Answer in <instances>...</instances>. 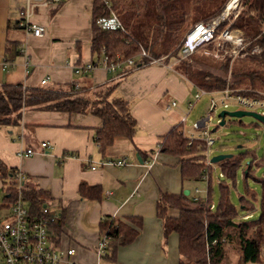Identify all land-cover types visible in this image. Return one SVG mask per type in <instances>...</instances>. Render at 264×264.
I'll return each mask as SVG.
<instances>
[{"label": "crops", "instance_id": "obj_1", "mask_svg": "<svg viewBox=\"0 0 264 264\" xmlns=\"http://www.w3.org/2000/svg\"><path fill=\"white\" fill-rule=\"evenodd\" d=\"M27 3L0 0V86L21 84L29 90L67 93L75 85L89 95L110 88L111 99L129 103L136 134L132 140L118 138L102 154L96 142L102 126L98 117L28 107L16 125L0 126V160L25 174L26 189L47 192L50 213L64 219L62 235L54 246L59 252L74 249L75 253L61 264H179V237L176 233L165 236L157 202L163 193L193 192L182 178L179 159L158 150L164 137L188 115L187 104L197 89L176 71L177 60L141 68L128 76H121L122 71L109 73L103 66L89 75H76V67L103 60V52L98 57L92 48L93 0H61L36 7L33 20L45 28L39 38L28 37L18 27L19 12ZM46 78L49 82L42 85ZM174 101L177 107L168 110ZM189 117L190 122L195 121ZM42 142L51 144L44 153ZM31 148L37 153L20 155ZM139 153L147 159L142 160ZM67 155L70 157L65 158ZM121 159L128 165H102ZM8 183L0 178V191ZM82 183L100 185L104 198H82ZM168 214L179 216L173 209ZM129 216L143 220L136 240L119 247L115 260L100 258L96 248L104 236L102 220L125 221ZM0 261L2 264L1 257Z\"/></svg>", "mask_w": 264, "mask_h": 264}, {"label": "trees", "instance_id": "obj_2", "mask_svg": "<svg viewBox=\"0 0 264 264\" xmlns=\"http://www.w3.org/2000/svg\"><path fill=\"white\" fill-rule=\"evenodd\" d=\"M93 0V52L100 57L105 50L110 62H117L118 56L124 60L139 61L142 51L151 58L167 57L166 61L177 60L175 69L196 89L207 92H220L227 88L253 98H264V54L231 59L226 57L217 62L215 69L230 81L208 71H200L179 59V45L188 30L201 21L217 15L228 0ZM249 11L257 17L243 13L234 23L250 40L260 35L258 18H264V0H249ZM115 13L124 25V31H103L97 27V20ZM264 46V38L252 42ZM214 49V45H209ZM199 50L191 58L202 56ZM203 57V56H202ZM148 62V59H143ZM197 62H201L198 59ZM130 74V73H129ZM129 74H126L128 76ZM112 90L107 88L89 95L85 90L70 87V92L25 89L23 85L0 86V126L16 125L21 113L28 107H44L48 110L70 114H92L102 121L97 130L96 142L99 152L105 154L118 138L132 140L136 134V121L131 116L129 103L122 98H110ZM89 95V96H88ZM16 116V117H15ZM160 153L178 158L184 182L206 181L207 192L186 195L163 193L157 202V216L163 220L166 237L176 233L179 237V264H264V177L258 180L261 185L260 217L248 221L251 215L238 220L241 211L254 210L255 194L248 191L241 197V208L231 200V190L221 182L219 204L214 207L212 191L213 166L206 164V146L201 141L189 140L182 132V125L172 129L161 143ZM142 160L147 155L139 153ZM215 165V164H214ZM217 166L223 176L235 179L241 167V157H230L220 161ZM0 160V178L6 180L14 173ZM252 166H248L245 178L248 179ZM207 174V180L204 179ZM222 176V177H223ZM220 181V180H219ZM6 183V182H5ZM6 186V185H5ZM3 201L9 203L15 196L14 188H3ZM79 194L90 201H101L104 190L100 185L82 183ZM24 198L33 216L46 206L49 194L42 190L25 189ZM176 210L179 216H169V210ZM62 216L51 223L49 235L57 245L64 227ZM143 227V220L129 216L125 221L105 218L100 224L103 235L109 239L106 255L103 258L115 260L121 246L131 245Z\"/></svg>", "mask_w": 264, "mask_h": 264}, {"label": "built area", "instance_id": "obj_3", "mask_svg": "<svg viewBox=\"0 0 264 264\" xmlns=\"http://www.w3.org/2000/svg\"><path fill=\"white\" fill-rule=\"evenodd\" d=\"M60 1L28 0L27 5L19 12L18 27L23 29L28 37H42L45 34V28L34 22L33 11L38 6L57 4ZM248 1L228 0L219 14L192 27L179 45V59L189 60L199 50L204 51L206 55H214L210 49H207L209 45H214V51L217 54H229L233 59L263 55L264 46L255 44L252 48L249 49V47L257 39L264 38V18H258L260 35L254 40L246 37L242 30L233 28L234 23L245 12L248 16L257 17L254 11H249L245 7ZM97 27L103 31L110 32L125 30L120 18L115 13L99 18ZM102 52L103 60L100 64L90 63L82 67H76L74 73L76 75H89L99 66H103L109 73L122 71L124 74H121V76H125L141 68L165 64L167 58H151L146 51H142L138 62L135 59L124 60L120 56L117 57V62H110L104 49ZM143 59H148V62H143ZM48 82L49 78H46L42 80V85ZM76 89H78V86H76ZM204 96H209L210 98L205 116L198 121L190 122L188 120L189 114L193 112ZM230 103H235L249 112L257 113L261 110L262 114L260 115L264 116V98L244 96L229 88L220 92H207L197 89L193 98L187 104L188 115L181 122L183 126L182 132L190 144L194 141H201L205 144L206 164L208 166L214 165L212 160L209 159V153L211 152L209 150L216 142L211 129L215 119H217L218 110L221 107H227ZM177 105L176 101L172 102L168 106V110L177 107ZM50 145L49 142H42L40 145L41 152H46ZM36 153L37 151L31 148L21 151L20 155L30 157ZM68 157L70 156L67 155L65 158ZM102 165L124 167L128 163L127 160L121 159L102 162ZM207 178L206 174L204 179L207 180ZM8 182L3 188H14L15 196L7 203L3 201L5 192L0 191V257L2 264H61L67 256H72L75 253L74 249L67 252H59L50 238L49 227L57 219V216H53L47 206H44L36 216L30 213L24 198V190L26 189L25 174L20 170H15L11 177L8 178ZM109 239L107 235H104L96 248L100 258L106 255Z\"/></svg>", "mask_w": 264, "mask_h": 264}, {"label": "rangeland", "instance_id": "obj_4", "mask_svg": "<svg viewBox=\"0 0 264 264\" xmlns=\"http://www.w3.org/2000/svg\"><path fill=\"white\" fill-rule=\"evenodd\" d=\"M130 2L136 4L134 0H131ZM247 6L248 5H245L246 8ZM189 31L190 30H188L186 34ZM207 49H210V47ZM210 50L212 53H214V55H206L203 51L201 54L203 57L199 56L196 58H191L189 60L183 61V63L191 65L200 71L211 72L230 81L229 73L227 76H225L221 71H218L214 67L217 62L224 60L226 57H230V55L224 53L219 55L216 51H214V49ZM198 59H201V62H197ZM93 93L94 92L92 91V94ZM193 95L194 94L191 95V98H193ZM208 105L209 98L204 96L196 105L195 110L189 118L195 121L201 119L203 116H205ZM222 111L233 113L245 110L235 103H230L227 107H221L218 110L217 119H215L214 125L211 129L213 132V138L216 140V142L211 150H209L211 151L209 153V159L212 160L215 157L225 155L241 157V167L237 170L235 179L233 180L224 177L221 168L217 166V164L213 165L211 188L214 197V207H217L219 204V187L221 182H224L230 187L231 200L237 208H241V197L246 196L248 191L253 192L255 194L254 210L250 213L241 211L238 220H243L242 218L249 214L251 216L248 221L254 222L260 217L261 185L259 184L258 180H261L264 177V122H260L249 116H244L242 118H231L227 116L225 119V125L220 126L221 119H219V115ZM257 113L262 114V111L259 110ZM205 155L207 154L205 153ZM205 162H207V158ZM250 165L252 166V172L250 177L246 179L245 172ZM186 183L193 194H195L197 189H199L203 195L207 192L208 184L206 181H199L196 183L192 181ZM47 205H50L51 207V202L48 201Z\"/></svg>", "mask_w": 264, "mask_h": 264}, {"label": "water", "instance_id": "obj_5", "mask_svg": "<svg viewBox=\"0 0 264 264\" xmlns=\"http://www.w3.org/2000/svg\"><path fill=\"white\" fill-rule=\"evenodd\" d=\"M231 117V118H242L244 116H249V117H253L256 120L260 121V122H264V116L258 114V113H254V112H249V111H237V112H233V113H229L226 111H222L219 115V118L221 119L220 122V126H224L225 125V119L226 117ZM232 156H218L212 159V164H218L220 161L226 159V158H230ZM139 162L143 163V161L139 158ZM187 196L189 195V191H185L184 192Z\"/></svg>", "mask_w": 264, "mask_h": 264}]
</instances>
